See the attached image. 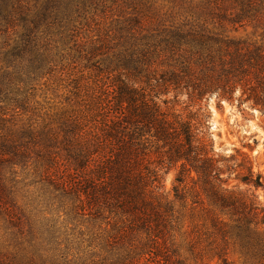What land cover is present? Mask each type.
<instances>
[{
  "label": "trees",
  "instance_id": "16d2710c",
  "mask_svg": "<svg viewBox=\"0 0 264 264\" xmlns=\"http://www.w3.org/2000/svg\"><path fill=\"white\" fill-rule=\"evenodd\" d=\"M106 1L0 0V222L36 251L58 244L56 228L37 234L15 199L17 168L31 162L45 191L70 204L71 219L111 224L105 247L116 254L90 263L76 253L63 264H185L162 194L163 175L175 168L174 197L185 189L193 202L204 196L233 221L245 260L264 264V206L253 193L232 195L234 158L214 152L206 124L211 96L264 111V0H199L198 14L182 20L173 10L184 13L183 0H168L165 11L156 0ZM88 22L94 34L84 32ZM247 27L251 36L235 34ZM59 53L77 62L111 57L121 71L107 83L78 72L67 109L18 124ZM241 180L264 190L261 174L249 170Z\"/></svg>",
  "mask_w": 264,
  "mask_h": 264
},
{
  "label": "rangeland",
  "instance_id": "374dc122",
  "mask_svg": "<svg viewBox=\"0 0 264 264\" xmlns=\"http://www.w3.org/2000/svg\"><path fill=\"white\" fill-rule=\"evenodd\" d=\"M182 2L186 3H180L177 7L183 6L186 9L184 13L175 12L178 10L174 9L175 18L182 20L198 14L199 6L197 8L194 6L199 4V0H192L191 4L190 0ZM111 3L110 0L106 1L108 6ZM164 4H169L168 0H156V6L162 11L168 7ZM110 13L111 11H108V14ZM89 23V27H84L87 35L95 33L90 31L94 30L91 28H95L94 22ZM101 26L104 27L105 23ZM251 30L247 27L246 30L239 29L235 34L251 36ZM225 34H232V32ZM108 54L111 55L112 52ZM75 58L76 56L71 57L66 53L56 55L55 64L57 65L53 67L54 70L50 74L36 82L33 96L29 99L28 109L20 115L18 124L25 121L41 123L55 112L63 108L67 109L70 105L65 97L71 87L69 85L71 78L77 76L78 72L86 78L83 79L84 81L93 78L97 82L100 80L107 83L111 77L121 71L111 57L98 55L89 61L85 59L79 61L80 63L75 61ZM62 67L64 69H61ZM235 96H238V91ZM181 99L185 100L184 97ZM204 103L202 102L201 105ZM207 107L209 113L206 124L212 138L214 152L220 156L232 155L235 161L236 170L227 178L226 186L231 189L232 195L237 197L253 198L251 196L253 193L257 196L256 200L264 206V190L246 185L241 180L249 170L254 175L264 176V111L257 109L258 112L253 113L251 109L254 107L246 103L239 106L236 101L218 100L214 96L209 98ZM175 108L181 110V106ZM197 108L198 106L194 105L191 110L195 111ZM202 111L204 110H200L199 113ZM30 163L26 168H17L19 183L15 191L16 202L31 225L38 229L37 234H40L39 230H43L44 227L56 228L58 244L48 243V248L43 244H37L38 251H36L35 248L32 249L26 243H22L14 230L6 228L0 222V258L18 264H29L30 260L33 264L44 262V264L53 262L63 264L65 259H70V255L76 253L75 257H81L82 260L85 259L90 263L96 262L108 253L116 254V247L110 249L105 247L106 231H110L111 224L105 222L106 220H89L85 217L71 219L67 215V206L70 204L62 206L59 201L53 199L52 194L45 191L42 184L37 182L38 169ZM175 174L176 169L171 168L163 175L162 194L173 209L175 228L171 235V242L178 256L185 264H222L223 257L231 264H249L236 243L234 223L229 215L212 206L204 196L199 197L197 202H193L194 199L190 197L186 189L185 197L176 199L173 192ZM186 185L188 186L189 183ZM212 220L219 222V225L226 230L225 235L217 231ZM260 229L263 228L260 227ZM218 253H221V256Z\"/></svg>",
  "mask_w": 264,
  "mask_h": 264
},
{
  "label": "water",
  "instance_id": "95a60500",
  "mask_svg": "<svg viewBox=\"0 0 264 264\" xmlns=\"http://www.w3.org/2000/svg\"><path fill=\"white\" fill-rule=\"evenodd\" d=\"M251 111H252L253 113H254V112H258V110L255 109V108L251 109Z\"/></svg>",
  "mask_w": 264,
  "mask_h": 264
}]
</instances>
